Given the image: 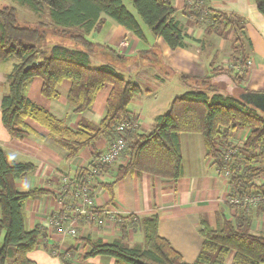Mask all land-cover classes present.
Masks as SVG:
<instances>
[{"label":"trees","instance_id":"obj_1","mask_svg":"<svg viewBox=\"0 0 264 264\" xmlns=\"http://www.w3.org/2000/svg\"><path fill=\"white\" fill-rule=\"evenodd\" d=\"M13 1L37 14L48 11L51 23L40 22L34 28L21 27L16 9L0 8V62L15 61L6 77L7 85L1 100L2 126L10 140L23 141L30 136L42 139L43 136L28 125L27 122H31L64 149L65 160L75 159L82 150L89 149L91 162L87 168L66 175V184L59 180L57 192L43 189L20 192L15 184L32 174L35 167L29 163H8L0 148V264H35L28 255L37 247L57 258L60 264L100 256L109 257L113 264H226L230 255V264H264V236L255 234L253 229L255 220L264 216V202L255 208L226 204L229 215L218 214L215 227L202 220L199 230L202 246L193 263H186L180 253L158 235L157 215L140 220L132 215H113L111 221L120 239L111 243L79 236L87 227L101 229L105 226L102 213L114 203V185L127 176L145 174L172 182L181 179V134L201 136L206 158L212 160L211 166L215 171L222 175L224 169L229 170L227 185L230 199L264 194V167L260 166L264 162V118L248 103L255 95L264 93L244 87L250 59L247 51L251 49L245 21L214 10L210 0L182 1L181 15L192 20L204 36L220 40L231 37V53L227 57L226 68L212 64L208 74L202 78L179 74L181 83L190 90L174 98L169 111L157 116L153 129L145 132L139 130L137 117L128 110L132 99L141 94L140 88L110 66L90 67L89 57L96 50L118 56L88 36L98 32L108 19L144 41L141 21L151 36L162 39L170 50H192L186 42L188 37L175 18L177 0H126L140 21L123 0ZM252 2L258 13L264 15V0ZM48 31L68 38L82 50L64 46L41 50L37 44L44 42ZM189 39L201 44L199 51H203V40ZM119 59L124 60L123 57ZM35 78L41 81V97L48 101H57V88L64 82L69 83L66 101L72 107V114L77 115L87 114L98 93L109 88L101 121L97 125L80 123L76 129L70 128L25 96V88ZM224 79L233 85V94L223 93L221 85H227ZM124 123L135 127L123 132L125 145L118 160L122 163L116 166L111 184L99 185L106 191L108 201L105 206L97 208L93 203L95 186L90 184L95 181L93 172H109L110 167L102 166L99 161L121 135L117 128ZM239 131H245L246 136L239 148H235L233 141ZM100 140L106 143L104 151L96 149ZM83 188H86L92 205L86 206L85 215H77L75 209L79 198L76 194ZM46 196H52L61 204V210L51 222L56 224L62 218L75 221L76 235L71 238H77L88 247L86 254H79L74 248L60 252L63 240L60 245L49 244L48 231L41 226L26 229L24 204ZM53 224H50V230L55 234L57 227ZM138 227L143 234V245L129 248L122 242Z\"/></svg>","mask_w":264,"mask_h":264},{"label":"crops","instance_id":"obj_2","mask_svg":"<svg viewBox=\"0 0 264 264\" xmlns=\"http://www.w3.org/2000/svg\"><path fill=\"white\" fill-rule=\"evenodd\" d=\"M176 2L175 18L183 33L188 37L186 42L192 46V50H170L162 39L153 38L150 32L148 31L149 34L145 33L143 28L146 39L138 40L108 19H105L104 25L98 32L88 36L93 42L109 47L118 56L117 61L127 65L118 73L122 72L121 75L124 78L129 76L128 80L140 88L141 94L132 99L128 110L137 117V126L141 131L150 132L155 126L154 119L160 115L152 110L151 120L146 121L144 115L147 101L143 98L145 91L150 90L158 93V89L164 85V80L160 76L162 70L159 69V66L165 67V70L173 74L202 78L208 74L210 66L216 64L214 56L218 53L220 44L216 48L212 44L215 37L204 36L202 30L198 29L192 20L183 17L181 15L183 2ZM210 5L216 11L237 16L245 21L246 34L250 40L251 49L247 51L250 59L244 87L249 91L264 93V15L258 13L252 0H210ZM189 38L203 40V51L198 50L201 44L195 43ZM205 42H209V44ZM120 57H123L124 60H120ZM143 59H146L147 63ZM14 64L15 61L12 60L0 62V105L7 85L6 77ZM40 87L39 79L32 80L25 88V96L64 121L70 128L76 129L80 123L97 125L101 121L109 88L98 93L93 107L87 114L77 115L72 114V107L66 101L69 83L64 82L57 88L59 94L57 101H48L42 98ZM179 96L170 95L167 102ZM158 104L159 99L154 96L151 105L157 111ZM27 123L35 133L43 138L38 139L30 136L23 141L10 140L0 119V148L8 163H29L35 167L32 174L15 184L18 191L43 189L57 192L60 175H68L89 166L91 150H82L75 159L65 160L66 152L60 145L48 139L47 134L41 128L31 122ZM245 136V131H239L236 132L234 139L238 144H241V140L243 141ZM179 142L183 165L181 179L172 182L145 174L129 175L114 185V203L107 206L105 210H115L118 215H134L139 219L157 215L159 219L158 235L167 240L174 250L180 253L186 263H193L202 246V239L199 235L200 222L205 220L211 227H215L218 214L229 215L226 206L229 187L227 179L219 175L211 166V160L206 158L201 136L181 134ZM96 149L104 151L106 149L105 141L100 140L96 144ZM108 173L111 175L106 183L111 184L116 171L112 169ZM93 195V203L97 208L106 205L108 196L101 186L95 188ZM60 207V201L55 200L52 196L26 202L23 207L26 229L31 230L35 226H41L48 231L49 244L60 245L61 240L50 230V221L61 210ZM261 221H263V216L257 218L254 223V231L262 232V228H258V222L261 223ZM79 236L80 238L89 236L92 239H100L103 243H111L119 240L120 235L113 225L106 224L101 229L95 226L87 227L84 232H80ZM76 239L69 237L63 240L62 245L59 246L60 252L74 248L77 253L86 254L89 251L88 247L83 246ZM125 241L129 248L142 247L143 234L137 230ZM28 257L35 264H60L57 258L39 247ZM231 257L230 255L226 260V264H230ZM71 264H113V261L109 257L100 256L88 260L74 259Z\"/></svg>","mask_w":264,"mask_h":264},{"label":"rangeland","instance_id":"obj_3","mask_svg":"<svg viewBox=\"0 0 264 264\" xmlns=\"http://www.w3.org/2000/svg\"><path fill=\"white\" fill-rule=\"evenodd\" d=\"M177 1H180V0H177ZM123 2L126 6H128L129 10L136 16L133 7L126 0H123ZM3 7H12L14 9H16L18 24L21 27L34 28L40 22L41 23H48V24L51 23V19L49 17L48 11H45L41 14H37V13L31 11L29 8H27L25 6H21L20 4H18L17 2H15L13 0H0V8H3ZM138 20H139V18H138ZM140 25L144 29L145 33H148V28L146 26H144V24L141 21H140ZM202 34L204 35V32H202ZM230 40H231L230 36L226 40H220L216 37L212 40V44H214L216 48H217L218 44H220V49L217 50L218 53H216V55L214 56V60H215L216 65L221 66V67L224 66L225 68L227 67V57L231 53V42H230ZM37 46L39 48H41V50H49L53 46H64V47H68L71 49L82 50V48L80 46L76 45L75 43L70 41L68 38L52 35L49 31L46 34V38H45L44 42L37 44ZM202 53H204V52H202ZM203 56H206V54H203ZM89 59H90V67L96 68V69L100 68L101 66H110L116 72H120V71H122V69L125 66H127L126 64L118 62L117 57H115L113 54H111L108 51L101 53L100 50H96V52L93 55H91L89 57ZM143 60L147 63L146 59H143ZM159 69L162 70L160 76L164 80V85L158 89L159 90L158 93L152 92L150 90L148 92L145 91V93H143V98H144V100L147 101L146 108H145L146 111H145V115H144V119L146 121L151 120L150 115H151L152 110L155 111L157 114H160V115H164L169 111L172 100H170V102H167V101H168V99H170V95L179 96V95L185 93L186 91L190 90V88L187 85L181 83V81L179 79V75L168 72L167 70H165V67L159 66ZM121 74H123V73L121 72ZM35 79H37V78H35ZM125 79L128 80L130 78H129V76H127V78L125 77ZM224 80H226V79H224ZM225 82H227L226 83L227 85H225V83L221 85V87L223 89L222 90L223 93L225 95L233 94V90H232L233 85H231V83L227 80ZM147 90H148V88H147ZM154 96H156L159 99V104L156 106L158 111L156 109H154L153 106L151 105V101L154 100ZM258 112L264 118V113H261L260 111H258ZM260 166L264 167V162H261ZM226 172H228L227 176H225ZM229 175H230L229 170L224 169V173L221 176L228 179ZM261 196L264 197V194H262ZM226 199H227L228 203L231 202V199L229 198V193L227 194ZM263 202H264V200L259 202L258 204L263 203ZM228 203H226V204H228ZM258 204L256 206H250V207L255 208L258 206ZM234 207H242V206H234ZM245 208H247V207H245ZM132 216H134V215H132ZM134 217L137 218L136 216H134ZM137 219H139V218H137ZM256 221H257V219L255 220V222ZM111 225H113V227H114V222ZM258 228H262V232L254 231V233L257 235L264 236V216H263V221H261V223L258 222ZM137 230L141 231V229L139 227L137 228ZM131 234H129L128 236H130ZM119 239H120V236H119ZM122 243H124V245H128L127 241H123Z\"/></svg>","mask_w":264,"mask_h":264},{"label":"built area","instance_id":"obj_4","mask_svg":"<svg viewBox=\"0 0 264 264\" xmlns=\"http://www.w3.org/2000/svg\"><path fill=\"white\" fill-rule=\"evenodd\" d=\"M180 1H185V0H180ZM188 1L190 3L193 2V0H188ZM134 127H135V125H131L130 123H124V124H121L117 128V132L120 133L121 135L111 145V147L108 148V150L101 156L99 162L102 166H109L110 170H112V169H115V171L117 170L116 166H118L120 163L118 161L119 160V154L124 149V145H125V139L123 136V132H124V130L133 129ZM233 144L235 145V148H239V146H240L236 141H233ZM233 154H234V152H233ZM225 160L227 162L229 161V159L227 157ZM93 173H94L95 181H91L90 184L92 186H95V188H97L100 184L106 183L109 179V176L111 175L108 172L105 174H102L99 172H93ZM227 175H228V172L225 173V176H227ZM59 180H60V182H63V184H66L67 183L66 182V180H67L66 175H64V174L60 175L58 178V181ZM93 193H94V191H93ZM76 195L79 198V202L76 205L75 213L77 215H85L86 214V206L92 205V200L88 198L86 188H83L82 190H80ZM263 200H264L263 196L257 195V196H245L243 199L233 198V199H231L230 203H228L227 199H226V203H228L229 205H233V206L250 207V206H256L259 202H261ZM113 215H118V212H116L115 210L112 211L111 209L105 210L102 213V218H103V220H105L103 224H105V225L106 224H112L113 222L111 221V219H112ZM100 223H102V222L99 221V224ZM50 224H53V222L50 221ZM53 225H56V227H57L55 235L60 240H64V238H66V237H75V235H76L74 221H72L70 219L65 220L62 218L60 220V222L53 224Z\"/></svg>","mask_w":264,"mask_h":264},{"label":"water","instance_id":"obj_5","mask_svg":"<svg viewBox=\"0 0 264 264\" xmlns=\"http://www.w3.org/2000/svg\"><path fill=\"white\" fill-rule=\"evenodd\" d=\"M256 110L264 113V95H255L250 101H248Z\"/></svg>","mask_w":264,"mask_h":264}]
</instances>
